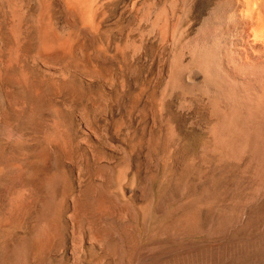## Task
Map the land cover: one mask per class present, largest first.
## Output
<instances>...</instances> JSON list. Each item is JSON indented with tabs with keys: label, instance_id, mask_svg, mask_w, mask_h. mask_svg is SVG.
<instances>
[{
	"label": "rangeland",
	"instance_id": "obj_1",
	"mask_svg": "<svg viewBox=\"0 0 264 264\" xmlns=\"http://www.w3.org/2000/svg\"><path fill=\"white\" fill-rule=\"evenodd\" d=\"M224 1L0 0V264H264V123L170 83Z\"/></svg>",
	"mask_w": 264,
	"mask_h": 264
},
{
	"label": "bare ground",
	"instance_id": "obj_2",
	"mask_svg": "<svg viewBox=\"0 0 264 264\" xmlns=\"http://www.w3.org/2000/svg\"><path fill=\"white\" fill-rule=\"evenodd\" d=\"M69 1L78 4L87 14V0ZM216 7V17L209 28L190 45L188 61L179 65L181 68L173 67L170 83L189 89L192 82L186 81V77L201 78L199 89L210 97L219 118L218 134L225 143H240L248 141L245 130L251 124L264 123V3L254 11L252 0H225ZM249 12L251 18H246ZM64 13L73 25L76 18L73 8L65 7ZM165 19L166 12H160L152 29L157 30L156 21ZM38 38L37 54L51 52L48 57L44 56L57 58L58 43L54 34L40 26ZM59 44L68 48L66 39ZM223 105L225 110L220 108Z\"/></svg>",
	"mask_w": 264,
	"mask_h": 264
},
{
	"label": "clouds",
	"instance_id": "obj_3",
	"mask_svg": "<svg viewBox=\"0 0 264 264\" xmlns=\"http://www.w3.org/2000/svg\"><path fill=\"white\" fill-rule=\"evenodd\" d=\"M253 2V11L255 10V8L260 4V3H264V0H252ZM251 12H249L247 15H246V18H251Z\"/></svg>",
	"mask_w": 264,
	"mask_h": 264
}]
</instances>
